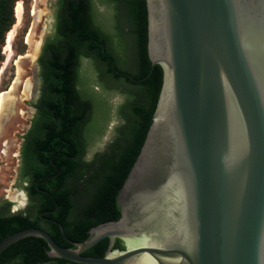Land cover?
I'll return each instance as SVG.
<instances>
[{"label": "water", "instance_id": "obj_1", "mask_svg": "<svg viewBox=\"0 0 264 264\" xmlns=\"http://www.w3.org/2000/svg\"><path fill=\"white\" fill-rule=\"evenodd\" d=\"M145 6L147 56L162 82L116 195L119 218L72 247L24 227L0 239V253L35 236L49 257L77 263L264 264V0ZM105 237L102 256L83 254Z\"/></svg>", "mask_w": 264, "mask_h": 264}, {"label": "trees", "instance_id": "obj_2", "mask_svg": "<svg viewBox=\"0 0 264 264\" xmlns=\"http://www.w3.org/2000/svg\"><path fill=\"white\" fill-rule=\"evenodd\" d=\"M15 1L0 0V63L5 35L15 21ZM98 2L113 8L117 17L126 21L135 53L130 74L120 72L108 49V35L96 24L95 1L57 0L55 31L45 38L37 58L40 86L33 103L36 115L23 148L24 167L28 162L35 183L45 180L44 185L55 200L52 207L58 206L53 217L76 241L87 239L90 227L119 218L116 195L143 144L162 82L161 67L152 65L147 56L145 0ZM83 57L103 62L114 78L136 87L126 95L122 105L125 112L120 116L122 123L116 137L105 151L88 161L83 159L84 136H91L87 124L92 103L85 96L89 97L92 91L80 88ZM28 226L36 224L26 216H9L6 226L0 228V239ZM54 239L62 246H69L57 237ZM107 246L105 237L83 254L102 256ZM113 247L124 248L119 238ZM46 249L42 238L24 237L0 253V264H42L50 260L55 264H91L52 259Z\"/></svg>", "mask_w": 264, "mask_h": 264}, {"label": "rangeland", "instance_id": "obj_3", "mask_svg": "<svg viewBox=\"0 0 264 264\" xmlns=\"http://www.w3.org/2000/svg\"><path fill=\"white\" fill-rule=\"evenodd\" d=\"M16 1L21 2V11L19 16L14 11L15 21L6 33L11 35L10 43H6L5 35L1 49L3 58L0 63V92L14 86L9 95L15 99L16 109L11 118L5 116L1 119L3 130L0 134V199L8 195L9 199H15L10 202L12 206L21 207L25 195L17 181L19 150L22 138L35 114L33 103L39 95L37 57L43 40L54 31L58 5L57 0ZM94 1L98 8L97 13H100L96 16V24L109 37L108 49L114 56L117 67L130 72L132 57L135 55L131 38L126 32L124 35L114 28L116 19L112 9H106L98 0ZM117 25L121 30L126 26L125 20L119 17ZM79 72L80 88L87 87L92 91V94H88L89 97L85 96L92 103V114L87 124V131L91 136H84L83 159L88 161L96 153L105 151L116 136L122 123L120 116L125 112L122 105L127 93H131L135 86L123 79L114 78L106 71L103 62L92 58H81Z\"/></svg>", "mask_w": 264, "mask_h": 264}, {"label": "flooded vegetation", "instance_id": "obj_4", "mask_svg": "<svg viewBox=\"0 0 264 264\" xmlns=\"http://www.w3.org/2000/svg\"><path fill=\"white\" fill-rule=\"evenodd\" d=\"M95 7H96L95 9L97 11L98 8L96 6V3H95ZM105 7H106V9H108L107 6H105ZM111 9H112V11L114 13V17L116 19V23L114 24V28L118 32L121 31V33H123V34L125 32L127 33L126 21H125L126 26L125 27L123 26L121 30L118 29L117 28L118 27V25H117L118 17L115 14V10L113 8H111ZM97 14L99 15L100 13H97ZM123 21H124V19H123ZM55 26H56V19H55ZM55 26H54V31H55ZM54 31H53V33H54ZM53 33L48 34L47 36H52ZM124 35H126V34H124ZM44 40H43V42H44ZM40 51H41V49H40ZM133 58H134V55H133L132 61H131L132 66L134 64ZM120 72L130 74V72L123 71V70H120ZM135 89H136V87H135ZM134 90H131L130 92H132ZM35 115H36V110H35L34 116L31 119L29 128L27 129V131L25 132V134L22 138V142H21V146H20V150H19V169H18L17 181L19 183V186L22 188V190L24 192L25 201L21 207H14V206H12V204L10 202H11V200L15 201V199H13V198L9 199L8 195H6L2 199H0V228L6 226V218L9 216H12V215L26 216L36 224V227H39V228L46 230L53 238L57 237L58 239H61L63 242L68 243L69 246L72 247L71 241H76V240L70 238L66 234L63 225L61 223H59V221H57L53 217L54 213L58 210V206L56 205L55 207H52L53 206L52 204L55 200H54V197H53L51 191L45 187V185H44L45 180L40 179L37 183H35L34 178H33L34 175L32 176L33 169L28 167V165H27L28 162H27L26 166L24 167L23 148H24V145L26 143V135L29 132V130L32 128V124H33V120H34ZM117 133H116V135H117ZM91 159H89V160H91ZM35 161H37V158L35 159ZM41 164L45 165V163H43V162ZM49 178H50V176L47 177V179H49ZM7 198H8V200H7ZM60 226L62 227L63 232L61 231ZM88 232H89V230H88ZM50 258H52V257H50ZM52 259H54V258H52ZM49 262H54V260H50V261L42 263V264H47Z\"/></svg>", "mask_w": 264, "mask_h": 264}, {"label": "bare ground", "instance_id": "obj_5", "mask_svg": "<svg viewBox=\"0 0 264 264\" xmlns=\"http://www.w3.org/2000/svg\"><path fill=\"white\" fill-rule=\"evenodd\" d=\"M21 7H22L21 2L16 1L15 6H14V11H15V14L18 16L20 14ZM10 38H11V35H10V33H8V35H6V43L7 44L10 43ZM13 88H14V86L11 85L8 88V90L0 92V134L3 130L2 126H1L2 117H5V115L7 114L6 117L11 118L15 113L16 102H15V99L13 97H11V95H9V93H11ZM26 91H27V89H26Z\"/></svg>", "mask_w": 264, "mask_h": 264}]
</instances>
